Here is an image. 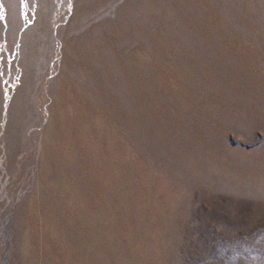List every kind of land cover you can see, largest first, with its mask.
<instances>
[{
  "label": "rangeland",
  "instance_id": "1",
  "mask_svg": "<svg viewBox=\"0 0 264 264\" xmlns=\"http://www.w3.org/2000/svg\"><path fill=\"white\" fill-rule=\"evenodd\" d=\"M11 2L0 264H264V0H18L15 36Z\"/></svg>",
  "mask_w": 264,
  "mask_h": 264
},
{
  "label": "bare ground",
  "instance_id": "2",
  "mask_svg": "<svg viewBox=\"0 0 264 264\" xmlns=\"http://www.w3.org/2000/svg\"><path fill=\"white\" fill-rule=\"evenodd\" d=\"M12 2H11V4H10V7H9V9H8V19H10V21H9V23H8V28H9V34H10V36H15L16 34H18V32H19V30H20V25H19V14H18V0H11ZM28 1V0H27ZM39 1V3L41 4L42 3V5H41V9H40V14L42 15V13L45 11V9H44V4H46L47 3V1L48 0H38ZM65 3L63 4V6H62V8L59 10V12L57 13V15L59 14V17H62V9L64 8L65 9ZM28 7V6H27ZM39 24H41V17H40V22H39ZM29 36V35H28ZM28 38V37H27ZM26 38V39H27ZM29 42L26 40V43H25V45H24V51L27 53L28 52V50H29ZM34 72H35V74L37 75V78H35V79H33V80H30V83L29 84H27L26 85V87H25V89H24V93H27V96H26V98H25V101H23L22 103H21V115L23 116V118H25V120H26V124H23V123H20V122H17V121H15L14 120V117H15V115H16V113H17V107L16 106H14L13 108H12V111H11V118H10V122H9V125H8V130H7V132H6V135L4 136V140L5 141H7L9 138H10V136H11V134L15 131V130H17V131H20V132H26V130L28 129V127H30V126H32V125H34L35 124V122H36V119H37V114H38V111H36V110H34V107H36V104H33L32 105V103H33V100H34V94H36V92L38 91V89L40 88V86H41V84L43 83V81H42V78H41V74H42V72H41V66H36L35 68H34ZM111 73V72H110ZM99 74V73H98ZM112 74H114V73H112ZM108 76H109V74H107ZM81 76V75H80ZM83 76V78H82V80H83V82L81 81L79 84H78V86H76V89H77V93H76V90L75 91H73L72 93L70 92V91H68L69 92V95L68 96H66L65 98H61L60 97V99H59V104H58V106H57V109L56 110H61L63 107H67V106H70V107H72V109H73V104H75L74 102H76V101H78V100H80V102L81 103H84L85 101H87V94L85 93V91H83L82 89L84 88V87H82V85H86V80H88V79H86V78H84V77H86V75H82ZM119 76H121V72H119V71H116V76L115 77H119ZM119 79V78H118ZM117 79V80H118ZM121 79V78H120ZM116 80V81H117ZM85 81V82H84ZM110 82H111V80H110ZM115 82V81H114ZM112 84V83H111ZM114 85H116V84H114ZM123 83H122V80H119L118 81V86L117 87H119V89H118V91L119 90H122V88H123ZM126 85V84H125ZM110 88V87H109ZM130 88V87H129ZM128 89V88H127ZM111 90V89H110ZM125 90V89H124ZM115 91H117V90H115ZM114 92V91H113ZM112 92V93H113ZM130 92V91H129ZM111 93V94H112ZM118 93V92H117ZM109 94V93H108ZM116 94V93H115ZM119 94V93H118ZM117 94V95H118ZM113 95V94H112ZM126 95V94H125ZM114 96V95H113ZM118 97V96H117ZM121 98V97H120ZM124 99V98H123ZM113 100V99H112ZM117 100H119V98L118 99H116V101ZM126 100V99H125ZM124 101V100H123ZM113 102V101H112ZM118 102V101H117ZM120 102H121V100H120ZM129 102V101H128ZM127 102V103H128ZM34 103H36V102H34ZM119 103V102H118ZM126 103V104H127ZM85 104V103H84ZM117 104V103H116ZM118 105V104H117ZM121 106V105H120ZM123 106V105H122ZM117 110V109H116ZM63 111H64V109H63ZM117 112V111H116ZM114 114V113H113ZM82 115V114H81ZM120 115H121V113H120ZM120 115H116V116H120ZM114 116V115H113ZM115 116V117H116ZM63 118V117H62ZM115 119H117V118H115ZM62 124H64V125H66V126H69L70 125V119L68 118V116L66 117V119H65V121H64V123H62ZM84 124V123H83ZM99 127V126H98ZM132 132V131H131ZM71 133V132H70ZM112 133H113V131H112ZM111 133V134H112ZM70 135V134H69ZM68 135V136H69ZM108 135L109 134H107V137H108ZM71 137V136H70ZM69 137V138H70ZM104 137V136H103ZM106 139V138H105ZM70 141V140H69ZM69 154H71V153H69ZM10 155H14L15 156V151L14 150H11V152H10ZM72 156H70V158L68 157V156H66L65 158V161H66V164H67V162L69 161V160H72V158H71ZM74 158V157H73ZM73 161V160H72ZM70 164V163H69ZM105 164V163H104ZM103 165V164H102ZM74 166V165H73ZM70 167V166H69ZM185 167V166H184ZM105 168V167H104ZM190 168V167H189ZM106 169V168H105ZM191 169V168H190ZM108 173V172H107ZM260 181V180H259ZM263 185V184H262ZM262 189H264V187L262 188ZM92 251V250H91Z\"/></svg>",
  "mask_w": 264,
  "mask_h": 264
},
{
  "label": "snow or ice",
  "instance_id": "3",
  "mask_svg": "<svg viewBox=\"0 0 264 264\" xmlns=\"http://www.w3.org/2000/svg\"><path fill=\"white\" fill-rule=\"evenodd\" d=\"M0 18H2V15H0Z\"/></svg>",
  "mask_w": 264,
  "mask_h": 264
}]
</instances>
